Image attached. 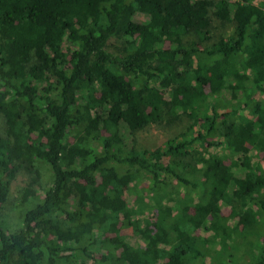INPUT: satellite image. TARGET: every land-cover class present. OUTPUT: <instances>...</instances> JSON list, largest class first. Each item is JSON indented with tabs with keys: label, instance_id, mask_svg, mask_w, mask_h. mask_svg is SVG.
Instances as JSON below:
<instances>
[{
	"label": "trees",
	"instance_id": "16d2710c",
	"mask_svg": "<svg viewBox=\"0 0 264 264\" xmlns=\"http://www.w3.org/2000/svg\"><path fill=\"white\" fill-rule=\"evenodd\" d=\"M0 117V264H236L240 240L245 264H264L252 0H0ZM182 121L160 145L134 142Z\"/></svg>",
	"mask_w": 264,
	"mask_h": 264
},
{
	"label": "rangeland",
	"instance_id": "374dc122",
	"mask_svg": "<svg viewBox=\"0 0 264 264\" xmlns=\"http://www.w3.org/2000/svg\"><path fill=\"white\" fill-rule=\"evenodd\" d=\"M252 3L256 6H258L263 12H264V3H262V0H252ZM231 32V25L230 24H226L225 26H221L220 24H216V27L214 28V33L216 35L219 34H229ZM185 122H179L176 125L172 126V127H159L156 125H149L148 127H146L145 129L138 131L134 134V138L136 142V146L137 147H148V148H152L155 147L157 145L162 144V142L167 138L170 137L172 134H174L177 130H181V128L184 126ZM3 126V120L0 117V128L2 129ZM225 157H226V161L228 160V156L229 153L226 150L224 153ZM261 154H259L258 158L260 159ZM39 164V165H38ZM37 166L39 167V173H40V180L39 182L41 184H44L47 181L48 178V171L47 169L43 166L42 163H38ZM147 183V180L143 177V181L141 182V185H138L136 189H139L137 191L142 190L141 187ZM22 184L19 182H15L10 190L9 193V197L7 199V201L4 203V208L2 210L3 213V218L7 219L8 221H12L13 217L15 215V210L13 209V205L15 204L14 201L17 200L20 197V188H21ZM178 190V189H177ZM181 193V190H180ZM136 196L135 193L133 194H128L126 197L128 199V202L131 203H135L134 202V197ZM219 214L224 217L227 216V214H229V206L222 204L221 208H220V212ZM150 214L148 213V216ZM228 220L227 222L230 225H235L237 217H231L230 218L227 216ZM154 218H152L153 220ZM123 233L126 236V239L132 243H139L142 244V241L140 240V237L133 233L132 230L130 228H123L122 229ZM197 233H200L201 235H205V236H209L211 232H202V231H197ZM242 239V238H241ZM244 239V238H243ZM239 250L238 248L233 251V256L235 257L234 259L236 264H245L248 262V260L250 259L249 256L247 254H245L244 251V241L240 240L239 243ZM213 249H215L216 251H219L220 249V243L218 241H215V243L212 245ZM222 251V250H221ZM221 251L219 253H221ZM212 253V252H211ZM216 253V252H215ZM213 255H214V251H213ZM224 255V254H223ZM210 261V258L209 260ZM90 264H94L93 261L89 262ZM222 264V261L220 262ZM213 264H215V262H213ZM224 264V263H223Z\"/></svg>",
	"mask_w": 264,
	"mask_h": 264
}]
</instances>
